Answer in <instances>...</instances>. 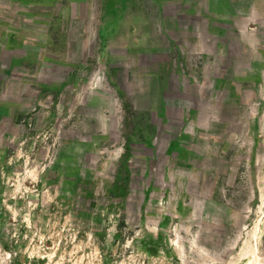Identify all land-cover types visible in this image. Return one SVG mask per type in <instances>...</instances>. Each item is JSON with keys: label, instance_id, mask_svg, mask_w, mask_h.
I'll return each instance as SVG.
<instances>
[{"label": "rangeland", "instance_id": "1", "mask_svg": "<svg viewBox=\"0 0 264 264\" xmlns=\"http://www.w3.org/2000/svg\"><path fill=\"white\" fill-rule=\"evenodd\" d=\"M0 264H264V0H0Z\"/></svg>", "mask_w": 264, "mask_h": 264}]
</instances>
